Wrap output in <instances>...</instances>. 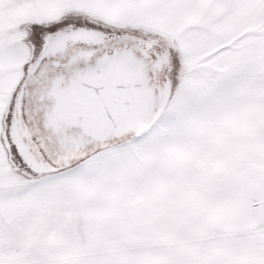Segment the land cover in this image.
<instances>
[{
  "label": "snow or ice",
  "instance_id": "snow-or-ice-1",
  "mask_svg": "<svg viewBox=\"0 0 264 264\" xmlns=\"http://www.w3.org/2000/svg\"><path fill=\"white\" fill-rule=\"evenodd\" d=\"M0 264H264V0H0Z\"/></svg>",
  "mask_w": 264,
  "mask_h": 264
}]
</instances>
